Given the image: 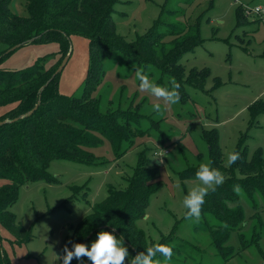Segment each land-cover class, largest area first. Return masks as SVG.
<instances>
[{"label":"rangeland","instance_id":"rangeland-1","mask_svg":"<svg viewBox=\"0 0 264 264\" xmlns=\"http://www.w3.org/2000/svg\"><path fill=\"white\" fill-rule=\"evenodd\" d=\"M166 1L117 0L111 15L116 32L127 41L136 40L151 28ZM185 1L168 0L184 11L179 16L181 21L212 4L200 18V45L180 60L185 78L196 70L199 76H193V82L197 85L205 77L203 85L185 86V91L179 90L178 104L165 105L139 89L134 68L143 69L160 85H166L171 78L152 64L118 52L106 55L102 74L89 87L98 98L102 112L121 109L138 111L141 115L127 114L131 136L118 151L131 146L119 155L111 142L103 138L99 145L90 148L99 156V163L56 159L48 167L56 181H35L20 186L18 198L9 210L15 215L16 224L29 235L17 242L0 227V241L9 264H59L56 254L61 253L72 230L104 201L109 188L126 185L141 157L154 171L158 187H153L144 215L135 224L153 242L151 246L168 238L173 248L169 264H264V184H261L264 181L260 187L240 186L241 192L234 191L235 198L227 201L229 207L242 208L244 222L240 228L231 230L221 250L213 246L216 235L203 222L215 227L218 221L214 215L205 213L198 221L189 220L182 206L183 196L196 183L199 164L212 162L210 131L217 133L224 167L227 155L237 149L242 139L247 161L252 160L256 150L264 158V112L254 116L250 109L256 102L260 106L264 104V16H247L238 26L236 17L239 5L255 7L264 5V0ZM25 3L26 0H11L10 6L16 14L26 15ZM70 44L68 59L57 76L58 91L67 96L83 92L90 66L88 38L72 34ZM5 48L0 43V52ZM59 48L56 40L26 43L2 56L0 67L25 69L38 59L49 67L58 58ZM204 69L209 70L206 76L202 73ZM157 102L161 103L160 113L152 109ZM9 108V105L0 106V115ZM235 175L240 173L236 171ZM256 220L260 221V236L254 239ZM101 230L111 231L99 229L83 243L90 247ZM241 235L250 241L249 245L244 246ZM125 244L132 256L134 249ZM71 264L81 262L74 259ZM83 264H90L86 257Z\"/></svg>","mask_w":264,"mask_h":264},{"label":"trees","instance_id":"trees-1","mask_svg":"<svg viewBox=\"0 0 264 264\" xmlns=\"http://www.w3.org/2000/svg\"><path fill=\"white\" fill-rule=\"evenodd\" d=\"M116 1L26 0L27 14L19 15L12 11L11 0H0V43L6 46L5 51L0 52V60L15 45L50 40H56L60 45L58 58L49 67H45L41 59L20 70L0 67V106H10L0 115V121H4L0 123V227L5 228L17 242L29 235L25 228L16 224L15 215L9 210L18 198L19 187L35 181H56L57 178L48 171L50 163L56 159L99 163V156L90 148L99 145L105 138L118 151L131 136L127 114L141 116L138 111L115 109L104 113L100 110L99 100L92 95L89 85L102 74L106 55L118 52L127 58L152 64L163 75L175 78L181 85V91H185V86L189 84H196L192 78L198 77L199 72L192 70L185 78L180 60L185 53L200 45V18L212 4L181 21L179 16L184 11L167 0L151 28L137 36L136 40L127 41L116 32L112 20ZM236 17L237 26L247 17L241 5L237 8ZM72 34L88 38L90 66L83 92L67 96L59 93L58 73L54 72L70 50ZM202 73L206 76L209 70L204 69ZM204 78L198 82L199 86L203 85ZM35 106L33 113L27 114ZM250 109L256 116L264 112V104L260 106V102L259 105L256 102ZM210 133L212 135H205H209L212 167L224 172L225 181L205 197L201 214L211 213L217 219L215 227L203 222L206 228H211L212 235H216L213 246L221 250L231 230L240 228L244 222L242 208L227 204L228 200L235 198L234 186L252 184L260 187V182L264 181V158L256 150L252 160L247 161L242 139L235 150L239 159L230 167H224L217 133L214 130ZM130 146L118 151V154H123ZM143 159L141 157L124 187L108 189L104 201L78 223L66 243L69 240L83 243L99 229H115L114 234L118 237L122 235L124 242L134 249L132 256L151 246L153 242H149L135 224V220L144 215L150 193L158 187L154 171L144 164ZM236 171L239 176L235 175ZM259 236L260 221L256 220L253 238ZM241 241L244 246L250 244L243 235ZM168 242V238L164 237L159 243L169 245ZM68 246L71 248V244ZM175 250L178 251L177 246ZM0 264H9L1 241Z\"/></svg>","mask_w":264,"mask_h":264},{"label":"clouds","instance_id":"clouds-1","mask_svg":"<svg viewBox=\"0 0 264 264\" xmlns=\"http://www.w3.org/2000/svg\"><path fill=\"white\" fill-rule=\"evenodd\" d=\"M134 71L141 91L149 93L157 101H162L165 105H175L180 102L179 89L181 85L175 78H172L166 85H160L150 79L143 69L136 67ZM152 109L160 113L161 103H154ZM162 153L166 155L163 150ZM238 159V152H230L227 155L225 167H230ZM195 179L196 183L183 196L182 206L186 210V219L198 221L201 217L205 197L209 192H215L217 187L223 185L225 176L221 171L212 167L211 161H208L199 164L195 173ZM233 190L237 194L241 192L239 185L234 186ZM114 233L115 229L112 231H99L97 238L91 242L90 247L87 244L75 243L69 240L61 250V253L56 254L59 264H71L74 259L83 264L85 257L90 264H169V261L173 257L172 246L161 243H155L138 252L135 256H130L129 249L124 242V237L121 235L118 238ZM69 244H71V248H69ZM158 256L163 257V261L158 259Z\"/></svg>","mask_w":264,"mask_h":264},{"label":"built area","instance_id":"built-area-1","mask_svg":"<svg viewBox=\"0 0 264 264\" xmlns=\"http://www.w3.org/2000/svg\"><path fill=\"white\" fill-rule=\"evenodd\" d=\"M241 8L243 11V14L246 16L251 15H258V16H264V5H256L255 7H251L247 4H241ZM259 9V11H257Z\"/></svg>","mask_w":264,"mask_h":264},{"label":"water","instance_id":"water-1","mask_svg":"<svg viewBox=\"0 0 264 264\" xmlns=\"http://www.w3.org/2000/svg\"><path fill=\"white\" fill-rule=\"evenodd\" d=\"M17 47H19V45H15V46L9 48V49L7 50V52L10 51V50H14V49L17 48ZM68 53H69V52H68ZM68 53L64 56V58L62 59V61H61L60 64L58 65L57 69H56L55 72H54L55 74H56V73H59V72L62 70L63 66L65 65V63H66V61H67V59H68ZM36 107H37V106H35L33 109L29 110V111L27 112V114H31V113H33V111H34V109H35ZM19 117H21V116H19ZM3 122H4V121H0V123H3Z\"/></svg>","mask_w":264,"mask_h":264}]
</instances>
